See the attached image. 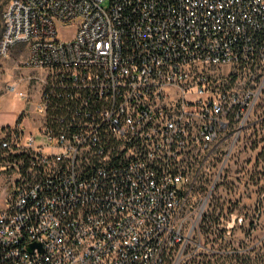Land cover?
<instances>
[{
    "label": "built area",
    "instance_id": "2783aa9c",
    "mask_svg": "<svg viewBox=\"0 0 264 264\" xmlns=\"http://www.w3.org/2000/svg\"><path fill=\"white\" fill-rule=\"evenodd\" d=\"M18 43L41 72L6 90L40 99L36 130L28 108L0 127V264L239 248L264 193V0H0V52Z\"/></svg>",
    "mask_w": 264,
    "mask_h": 264
},
{
    "label": "rangeland",
    "instance_id": "374dc122",
    "mask_svg": "<svg viewBox=\"0 0 264 264\" xmlns=\"http://www.w3.org/2000/svg\"><path fill=\"white\" fill-rule=\"evenodd\" d=\"M6 1V0H5ZM74 34V28L72 26H64L59 28V35L62 38H69L72 37ZM11 52V48L8 50L7 54ZM28 54V48L27 46L22 43L21 48L17 51L16 54H11L10 57L6 56L5 54L0 52V84H2V92L1 94L3 95L0 98V119L3 120L5 124H12L16 120V109L20 105H24L25 101L23 98L16 96L12 92H9L6 90V86L9 83L7 80L6 76V69L4 68L3 64L1 63L2 59H10L15 65V69L17 72V76L22 77V81L19 79V84L20 82L26 81V76L30 73H39L41 72L40 69H36L33 67H29L27 72L22 73L21 71L24 70L25 66H28L24 63V60ZM25 74V75H24ZM8 82V83H7ZM28 84V83H27ZM20 86V85H19ZM32 98V96H31ZM30 104L24 105L23 108H28L29 109ZM34 117H37L36 114ZM25 122V121H24ZM32 126L34 127L33 129L31 126L27 125V127L34 131L36 130L35 124L37 122L32 121ZM40 139V138H39ZM7 172L5 171H0V205H2L5 201L7 191L6 186H7ZM258 204H257V217L254 220V224L251 225L252 228L248 227L247 224H242L240 226H236L235 230H233L234 234V241H241L245 240L246 242H254L256 245H262L264 244V193L259 192L258 195ZM247 231H250V235L247 236Z\"/></svg>",
    "mask_w": 264,
    "mask_h": 264
},
{
    "label": "trees",
    "instance_id": "16d2710c",
    "mask_svg": "<svg viewBox=\"0 0 264 264\" xmlns=\"http://www.w3.org/2000/svg\"><path fill=\"white\" fill-rule=\"evenodd\" d=\"M239 248L225 256L203 253L194 260L193 264H264V244H247L245 240L240 241Z\"/></svg>",
    "mask_w": 264,
    "mask_h": 264
},
{
    "label": "crops",
    "instance_id": "0c3cea01",
    "mask_svg": "<svg viewBox=\"0 0 264 264\" xmlns=\"http://www.w3.org/2000/svg\"><path fill=\"white\" fill-rule=\"evenodd\" d=\"M21 44L22 43H18V44H16V45H14L12 48H11V52L8 54V55H6V56H8V57H10L11 56V54H16L17 53V51L21 48ZM1 63L3 64V66H4V68L6 69V76H7V80H8V82H12L13 80H15V79H17V72H16V70H14L15 69V65H14V63L12 62V61H10V59H2V61H1ZM30 66H25V68H24V70H22L21 72L22 73H24V72H27V70H28V68H29ZM25 75V74H24ZM22 81V80H21ZM7 82V83H8ZM20 87L21 88H26L27 86H28V84L25 82V81H23V82H20ZM1 92H2V84H0V98L3 96L2 94H1ZM31 95H32V103L30 104V107H29V111H30V114L29 115H27L26 117H25V119H24V121H25V123L27 124V125H29V126H31V128L33 129L34 127L32 126V121H33V118H34V116H35V113L33 112V110H34V104L35 103H37L38 101H39V99H40V88L37 86V87H35V88H32V91H31ZM24 105H25V103H24ZM24 105L22 104V105H20L17 109H16V117H17V115L19 114V112L22 110V109H24L23 107H24ZM3 124H5L4 122H3V120L2 119H0V127H1V125H3Z\"/></svg>",
    "mask_w": 264,
    "mask_h": 264
},
{
    "label": "water",
    "instance_id": "95a60500",
    "mask_svg": "<svg viewBox=\"0 0 264 264\" xmlns=\"http://www.w3.org/2000/svg\"><path fill=\"white\" fill-rule=\"evenodd\" d=\"M36 245H38L39 246V248L40 249H42V246H41V244L40 243H38V242H33V243H31L30 245H29V248L30 249H33Z\"/></svg>",
    "mask_w": 264,
    "mask_h": 264
}]
</instances>
